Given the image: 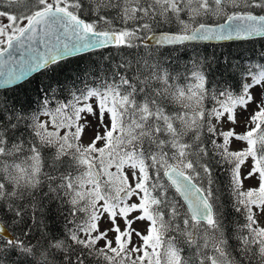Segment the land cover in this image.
<instances>
[{
    "label": "snow or ice",
    "instance_id": "snow-or-ice-1",
    "mask_svg": "<svg viewBox=\"0 0 264 264\" xmlns=\"http://www.w3.org/2000/svg\"><path fill=\"white\" fill-rule=\"evenodd\" d=\"M0 264H264V0H0Z\"/></svg>",
    "mask_w": 264,
    "mask_h": 264
},
{
    "label": "trees",
    "instance_id": "trees-1",
    "mask_svg": "<svg viewBox=\"0 0 264 264\" xmlns=\"http://www.w3.org/2000/svg\"><path fill=\"white\" fill-rule=\"evenodd\" d=\"M256 46H257V48H259V44H257Z\"/></svg>",
    "mask_w": 264,
    "mask_h": 264
}]
</instances>
